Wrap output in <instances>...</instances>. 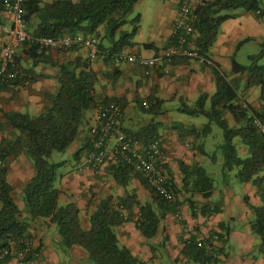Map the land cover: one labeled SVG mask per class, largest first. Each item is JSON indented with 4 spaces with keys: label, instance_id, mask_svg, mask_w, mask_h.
<instances>
[{
    "label": "crops",
    "instance_id": "0c3cea01",
    "mask_svg": "<svg viewBox=\"0 0 264 264\" xmlns=\"http://www.w3.org/2000/svg\"><path fill=\"white\" fill-rule=\"evenodd\" d=\"M182 1L156 0V8L152 10L150 17L141 10L146 0H139L137 4L140 8V28L134 38L137 44L123 49V52L153 56L169 47ZM235 14L234 18L222 24L217 40L210 49L209 58L228 80L238 82L239 90L243 92L242 97L247 103L259 109L262 106L260 87L245 88L246 76L233 72V59L238 61L241 50L248 43L260 44L264 41V2L258 13L239 9ZM4 16L5 24L0 27V51L11 39L4 32V27L11 25V21L6 14ZM146 19L149 20L148 23ZM126 28L125 30H130L131 26ZM99 31L98 40L102 47L97 58L90 60V66L97 74L98 101L109 98L123 101L120 128L124 131L137 132L157 124L162 146L168 154L166 173L178 192L177 203L170 204L171 209L162 213L160 228L155 237L149 239L141 233L137 223L139 209L135 208L129 219L116 227L120 244L129 248L143 264H200L183 253L186 243L191 241H201L202 246L205 245L219 260L210 264H264V255L258 253L260 237L254 234L251 228V223L256 218L255 213L246 202L247 197L249 204L261 205L258 189L250 182L239 180L236 182L238 186L227 182L225 186L216 187V179L210 175L214 179V191L210 197H204L196 177H188L187 183L180 167L183 162L188 166L198 165L206 170L204 158H211L204 140L212 131L203 138H194L192 135L181 138L178 131L172 127L179 122L178 124L181 123L180 125L186 128L203 130L208 120H199L200 118L195 116L185 118L182 115L178 119L177 115L182 114L179 109L182 100L193 105L200 94L215 93L216 82L211 69L198 59L182 58L149 71L138 64L128 62L117 65L114 62V53L110 54L111 45L103 37L104 27H100ZM145 43L154 44L155 47H146ZM21 51L22 48H19L18 53L21 54ZM46 56L47 61L36 66L29 56H23L22 66L34 69L40 77L28 85H19L9 91L0 92L1 109L5 112L39 115L51 104L49 98L59 89L57 64L77 58L89 59V50L80 46L70 49L48 48ZM143 104H153V111L156 113L145 111ZM140 110L147 112L148 116L141 114ZM151 114L156 118L153 119ZM95 115L96 109L87 113L80 136L68 149L69 155L75 160L74 170L62 174L56 182L61 190L59 204L75 203L80 210L81 225L84 229L90 228V216L101 199L110 198L117 203L119 198L133 192L142 204L150 202L156 206L154 195L136 177H132L129 185L124 188L114 180L111 166L104 165L94 170L85 162L89 130L97 123ZM226 119L231 126L236 125L233 115L226 114ZM0 123L5 125L2 113ZM9 133L7 130L0 131V141ZM81 148L84 149L76 159L74 153ZM239 153L248 157L250 151L246 146H241ZM224 163L225 159L223 165ZM7 166V180L14 189V198L22 211V218L25 219L27 216L23 189L35 175L34 164L26 154H21L10 158ZM223 170L232 171L224 169V166ZM121 211L128 216V211ZM221 224H226L225 229H222ZM225 230H228V234L222 237ZM28 234L31 247L40 251L39 258L32 264H93L88 260V253L83 247L76 245L66 249L62 245L57 227L50 223L49 219L29 221ZM0 264H21L17 257V248L13 247L11 257L7 261L1 260Z\"/></svg>",
    "mask_w": 264,
    "mask_h": 264
},
{
    "label": "trees",
    "instance_id": "16d2710c",
    "mask_svg": "<svg viewBox=\"0 0 264 264\" xmlns=\"http://www.w3.org/2000/svg\"><path fill=\"white\" fill-rule=\"evenodd\" d=\"M9 1L11 0H0V27L5 24L4 14ZM138 2L139 0H52L51 2L27 0L25 21L31 35L55 38L65 34H82L99 39V29L103 26L105 30L103 37L111 45L110 54L115 55L137 44L134 38L139 31L141 17L140 15L133 19L129 17ZM263 2L264 0H203L195 6L194 34L191 40L204 60L196 59L207 65L215 76L216 91L213 95L207 92L200 94L193 105L183 100L181 102L179 109L182 114L204 117L208 120L203 130L186 128L180 125L181 123L178 124L179 122L172 125L181 138L188 135L206 137L212 131L213 122L223 129L224 143L221 149L224 152V169L237 168L238 180L250 182L258 189L262 200L261 205L253 206L246 197V202L255 213L256 218L251 223V228L253 233L260 237L258 253L261 255H264V133L255 126L254 118L264 117V66L259 65L260 59L264 57V41L260 43V51L250 55L249 65H241L233 59V72H240L246 76L245 88L260 87L262 106L259 109L249 105L240 95L243 92L239 90L238 82L228 80L220 68L211 63L209 52L226 20L234 18L235 12L239 9L258 13ZM36 21L37 23H34ZM129 24L131 29L125 30ZM171 41H174V37ZM144 45L155 47L154 44ZM101 47L99 44V50ZM19 48H22V51L21 54L17 52L15 65L23 69L28 77H19L9 83L0 84V92L9 91L19 85L24 86L26 80L32 83L40 77L34 69L22 66L21 60L24 55L32 59L34 66L47 61L46 47L26 41ZM187 59L191 58H182V60ZM57 66L59 89L49 98L51 104L39 115L33 116L28 112H5L0 108V113L5 119V125L0 123V131L10 132L0 141V256L5 251L9 252L0 261H7L11 257L13 247L17 248V252L25 250L30 241L29 221L43 218L49 219L50 223L56 225L61 243L66 249L76 245L83 247L88 253V260L93 264H143L129 248L120 244L116 227L127 221L134 209L138 208V227L146 238L151 239L158 234L162 213L171 208L168 202L154 192L149 182L140 174H135L130 166L122 163L108 165L111 166L114 180L121 187L126 188L130 179L136 177L154 195L156 206L150 202L142 204L133 192L128 193L124 198H119L117 203L110 198L101 199L90 216V228L84 229L77 205L73 202L59 204L61 190L55 184L59 179L58 169L66 161L54 162L50 158L55 152L65 153L71 148L80 136L87 113L95 110L100 102L96 89L97 74L90 66V59L77 58ZM111 100L118 101L124 110L122 100L109 98L102 101ZM143 107L147 112L156 113L153 111V104L150 106L143 104ZM228 113L234 116L236 125L229 124L226 119ZM156 125H150L137 132L126 130L125 132L143 142H148L160 138ZM236 138H240L241 143L249 149L248 157H242L238 152L234 143ZM87 147L88 153L91 149L90 140ZM83 149L74 153L76 159ZM21 154H26L35 168V175L23 189L27 216L25 219L22 218V211L14 198V189L7 180V162L10 158H16ZM180 167L186 182L188 177H196L204 197L213 194L214 179L203 167L188 166L183 162L180 163ZM170 180L172 181L171 178ZM122 209L129 212L128 216L122 213ZM225 225L221 224L222 229H225ZM227 234L228 230H225L222 237ZM183 253L200 264L219 261L211 250L205 245L199 246L196 241L186 243ZM39 256L40 251L31 247L22 263L32 264Z\"/></svg>",
    "mask_w": 264,
    "mask_h": 264
},
{
    "label": "built area",
    "instance_id": "2783aa9c",
    "mask_svg": "<svg viewBox=\"0 0 264 264\" xmlns=\"http://www.w3.org/2000/svg\"><path fill=\"white\" fill-rule=\"evenodd\" d=\"M26 1L11 0L6 5L5 14L10 19L11 25L5 26L4 32L11 39L2 46L0 51V84L9 83L19 77H28L23 69L15 65L18 49L26 41H32L41 47L53 49L86 47L89 50V59L97 58L100 50L98 39L95 37H87L82 34H65L57 38L31 35L27 30L25 21ZM202 1H182L175 23L174 41H171L169 47L153 56L126 52L116 53L114 55L115 64L120 65L125 62L138 64L149 71L164 63L170 64L179 58L204 60L194 48L191 40L194 34L193 11L195 6ZM28 84L30 82L26 80L24 85ZM240 95L242 94L240 93ZM122 114L123 110L118 101H100L95 115L97 123L89 130L91 149L85 157V162L94 170H98L104 165L126 164L132 168L135 174L143 176L156 194L169 204L175 205L178 192L166 173L168 154L162 146L161 139L143 142L128 135L120 128ZM254 124L261 133H264V117H255ZM214 237L217 238V236ZM198 245L202 246L203 243L200 241ZM30 248L29 242L25 250L17 252L21 264ZM7 254L9 252L5 251L0 259Z\"/></svg>",
    "mask_w": 264,
    "mask_h": 264
},
{
    "label": "rangeland",
    "instance_id": "374dc122",
    "mask_svg": "<svg viewBox=\"0 0 264 264\" xmlns=\"http://www.w3.org/2000/svg\"><path fill=\"white\" fill-rule=\"evenodd\" d=\"M77 1V0H75ZM156 1V0H154ZM153 0H146L145 4L142 7V12L144 14L148 13L149 16L151 17V13L152 10L154 8H156L155 4ZM140 8L138 7V4H136V6L134 7L133 12L130 15V19H133L134 17H136L139 13ZM149 17V18H150ZM147 20V19H146ZM145 20V21H146ZM149 20L146 21V23H148ZM130 26L127 25V27ZM260 51V44L256 43V42H250L248 43L240 52L239 56H238V63L241 65H249L250 64V55L253 54H257ZM259 65L264 66V57L262 59H260L259 61ZM209 107V105L207 106ZM141 114H145V116H148V113L140 110ZM181 115L184 116L185 118H188L189 116H186L184 114H178L177 118L180 119ZM152 118L155 119L156 116H154L153 114H151ZM192 118V117H191ZM200 118L199 120H206V118L204 117H197ZM205 144H206V150L208 155L213 159L209 158V157H205L204 158V167L206 168L207 172L209 173V176H213L216 181V187H221V186H225L227 184V182L230 183H234L235 185H237V168H234V170L232 171H224L223 170V160H224V152L221 149V145L224 143V131L223 129L217 125L215 122L212 123V132L205 138ZM235 146L238 149V152L240 151V147L241 146H245L241 143L240 138H236L235 139ZM242 155V154H241ZM244 155H242L243 157ZM246 157V156H244ZM51 161L54 162H59L62 160H65L66 163L60 167L58 169V174L59 176H61L62 174H65L67 172H70L72 170H74V164H75V160L73 159L72 156L69 155V151L65 152V153H59V152H55L52 157L50 158ZM58 182V181H57ZM55 186H58L55 184ZM238 186V185H237ZM61 204L63 205V202H61Z\"/></svg>",
    "mask_w": 264,
    "mask_h": 264
}]
</instances>
